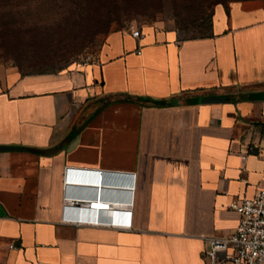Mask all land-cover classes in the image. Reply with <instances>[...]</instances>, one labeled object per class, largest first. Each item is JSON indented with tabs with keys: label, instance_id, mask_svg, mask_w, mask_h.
<instances>
[{
	"label": "crops",
	"instance_id": "crops-1",
	"mask_svg": "<svg viewBox=\"0 0 264 264\" xmlns=\"http://www.w3.org/2000/svg\"><path fill=\"white\" fill-rule=\"evenodd\" d=\"M133 30L59 70L0 64V264H208L263 183L264 0L216 5L209 35ZM100 192L130 225L66 220Z\"/></svg>",
	"mask_w": 264,
	"mask_h": 264
},
{
	"label": "rangeland",
	"instance_id": "rangeland-1",
	"mask_svg": "<svg viewBox=\"0 0 264 264\" xmlns=\"http://www.w3.org/2000/svg\"><path fill=\"white\" fill-rule=\"evenodd\" d=\"M219 1L0 0V64L33 73L93 60L114 28L203 36Z\"/></svg>",
	"mask_w": 264,
	"mask_h": 264
},
{
	"label": "built area",
	"instance_id": "built-area-1",
	"mask_svg": "<svg viewBox=\"0 0 264 264\" xmlns=\"http://www.w3.org/2000/svg\"><path fill=\"white\" fill-rule=\"evenodd\" d=\"M132 35L140 38L142 32L135 29L132 31ZM66 199L71 203L70 206L86 208L93 212L92 216H66L67 221L92 225L128 226L131 224V210H127L129 216L127 220L101 218V212L115 210L121 203L102 198L101 192L98 198L95 195L86 198ZM82 199L88 201L83 202ZM231 207L240 214L239 223L231 234L213 236L208 239L209 248L205 252L208 264H264V181L254 196L233 201ZM10 247L16 248L14 244H11Z\"/></svg>",
	"mask_w": 264,
	"mask_h": 264
},
{
	"label": "trees",
	"instance_id": "trees-1",
	"mask_svg": "<svg viewBox=\"0 0 264 264\" xmlns=\"http://www.w3.org/2000/svg\"><path fill=\"white\" fill-rule=\"evenodd\" d=\"M231 1H236V0L219 1L218 3L215 4V6L218 5V4H224V5L228 8V4H229ZM215 6H214V9H215ZM213 14H214V10L212 11V15H211V18H210V24H209V30H210V31H209V33L206 34V35L211 34ZM203 36H204V35H203ZM47 71H54V70H45V71H38V72H47Z\"/></svg>",
	"mask_w": 264,
	"mask_h": 264
}]
</instances>
